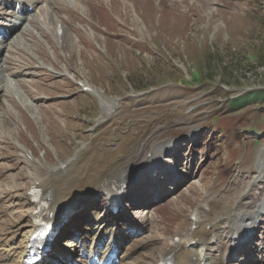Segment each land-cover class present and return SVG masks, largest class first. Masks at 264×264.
I'll return each mask as SVG.
<instances>
[{"label": "rangeland", "instance_id": "rangeland-1", "mask_svg": "<svg viewBox=\"0 0 264 264\" xmlns=\"http://www.w3.org/2000/svg\"><path fill=\"white\" fill-rule=\"evenodd\" d=\"M154 1L157 0H150L151 3L137 0L135 7H130L132 14L118 1H113L109 10L106 8L108 17L100 12L104 9L102 6L92 10L99 22L102 19L105 28L119 33L121 39L106 38L103 33L97 34V30H79L80 19L73 17L76 35L67 32L64 36L74 42L68 41L64 46L62 41L56 45L50 36L47 42L35 36L33 42L30 38L33 34L29 32L38 24L32 26L31 23L30 31L23 35L25 48L17 47L20 52L17 59L21 57V63L33 66L34 62L43 65L44 76H20V81L27 80L25 84H18L20 98L3 96L10 102L7 104L8 127L17 123L11 107L18 111V116L23 117L25 111L35 116L37 128L30 129L21 138L34 148L40 162L34 161L46 163V170L57 169L56 166L100 135L106 126H98L105 113L101 100L109 104L118 99L121 111L126 114L118 118L117 124L135 125L141 120L153 124L126 168L125 183L131 185L136 181V184L134 191L132 187L127 189L129 193L120 205L123 209L117 213L133 218L132 229L138 234L141 231L135 226L144 224L141 230L146 236L139 241L140 235L117 234L111 228L119 238L114 241L126 250L120 257L127 258L125 264H132V256H137L135 247L147 239L152 241L158 234L155 243L159 246H155V250L151 245L143 247L146 256L142 254L136 262L152 264L150 260L155 251L168 242L172 233H180L185 221L187 229L189 218L201 214L214 201L219 207H229L245 189L252 193L251 197L242 199L246 208L253 202L252 197L264 199V194L259 192V182L254 180L253 167L256 151L257 155L263 154L261 116H264V105L252 102L236 109L225 107L228 100L264 90V0H221L223 8L217 11L208 7L214 0L196 1L193 9L189 4L187 8L170 5L164 20L153 8ZM9 12L12 13H3ZM137 14L148 15L146 26L132 24L131 17L136 22ZM65 47V50L60 49ZM96 48L109 54L103 57ZM68 65L72 69L68 70ZM52 68L60 73L61 70L73 72L80 80L92 84L90 86L100 95L80 92V86L69 79L80 95L75 94L73 84L49 73L53 72ZM192 77L194 81L199 78V82H192ZM138 94L146 96L140 106L133 97ZM43 96L47 99L41 100ZM23 97L27 101L21 99ZM34 97L40 98L37 105ZM8 127L5 125L1 130L6 133ZM10 131V136L15 137L13 128L10 127ZM21 146L26 149L23 143L19 148ZM13 148L17 151L8 143L0 142V234H7L8 222L12 224L11 235L7 234L11 237L26 227L27 213L20 203H15L14 195L28 185L24 162L15 144ZM38 172L40 175L41 170ZM169 172H175L172 182L163 177ZM88 191L69 200L88 203L64 228L72 236L80 232L79 238L84 237L86 223L92 215H104V197ZM139 218H144L140 219L141 223ZM114 222L116 229L121 228L122 218ZM258 223L257 220V227ZM261 226L264 227V223ZM150 228L157 230L152 234ZM82 229L85 230L81 232ZM253 229L247 228L248 231ZM62 230L63 227L58 237ZM62 236L67 243L68 235ZM249 243L247 239L240 246L249 249Z\"/></svg>", "mask_w": 264, "mask_h": 264}, {"label": "bare ground", "instance_id": "bare-ground-1", "mask_svg": "<svg viewBox=\"0 0 264 264\" xmlns=\"http://www.w3.org/2000/svg\"><path fill=\"white\" fill-rule=\"evenodd\" d=\"M10 1L11 0H0L4 5ZM16 1L22 5L28 4L33 6L36 8V12L28 21V24L23 25L21 23V27H14L10 24L12 18H18L13 12L0 14V19L2 20L0 24L3 25V27L9 25L7 30L10 32V37L7 39V42L6 40H3L0 43V52L6 50L5 56L0 58V97L8 95L9 98L14 96L20 98L22 93L19 91L18 84H25L27 81L26 79L20 81V76H23L24 78L25 76L32 78L44 76L42 75L44 70L42 68L44 67L43 65L33 66L21 63V57L20 59H17V56H20L19 50L25 48L23 35L30 31V24L32 23V26L38 24L37 27H32L36 30V35L33 31L29 32L33 34L30 36L33 42L35 41V36L47 38V34H41V32L45 33V30L53 37L54 34L57 35L56 29H58V27L57 25L53 26L54 18L48 12V9L42 5L40 0ZM80 4L81 0H74L68 2L66 6L69 9H74L78 13L85 14V10ZM36 19H40L39 23ZM16 31L20 32L15 34ZM40 55L41 54L38 56L41 57ZM23 69H30V71L22 73ZM52 70L53 72L49 71V73H54L55 75H60L62 77L67 76L64 71H61L60 73L54 71L53 68ZM34 71L38 73H34ZM4 73H7L9 76L8 79ZM84 85L91 87L89 84ZM91 89L95 94H98V92L92 87ZM21 99L27 101L26 97ZM38 100H40L39 97H34V103L36 105ZM7 103L9 104L10 102ZM21 104L25 106L22 101ZM119 105L117 99L110 101L109 104L101 100L100 106L105 113L102 115L99 125L106 126L100 135L94 137L89 144H85L79 148L70 159L63 162V165H65L64 168H47L44 177H42L43 175L40 176L38 171L45 167L41 163L39 164L26 156V149L21 146L20 150L23 152L25 168L28 171L30 181L28 182V186L21 193H18L13 197L16 204L20 203L23 206L25 213L28 211V219L26 229L23 232L18 233L16 237L9 236L12 233V224L10 225V223L7 222L5 225L7 227L6 232L9 235L0 234V264H20L21 262L28 238L36 228L32 216L34 210L37 209V204L33 203L30 199L34 188L41 189L42 192L47 193L50 198L49 214L47 216L49 222L58 219L59 214L57 209L59 206L84 191L92 190L96 193L103 194L107 200V205H109L111 201L110 199L113 195L120 194L121 190L124 193L127 192L125 189L127 186L124 188V185L126 184V168L132 159V155L135 154L134 152L137 149H139L141 141H143L144 137L147 135V131L152 128L153 124H148L147 120H141V122L139 121L135 125H127L125 123L124 125L117 124L119 123L118 118L126 114L121 111ZM8 115V105H6L2 114L0 113V122L3 126L6 125L8 127L9 125V120L7 119ZM8 128L9 130L6 132L7 136L16 142L15 137L13 135L10 136V127ZM257 160H260V163L264 161L262 153L257 155L256 161ZM244 191L239 197L233 200L229 207H219L218 202L214 201L210 204L208 211H202L201 214L197 216L195 215L194 218L189 219V223L195 225V227L188 229L187 233L179 234L180 238L178 241H175L171 236L163 247L155 251L154 257L150 260L151 263L156 264L159 258L161 259L164 255H171L172 262L175 264H200L202 262L204 264H219V259L213 253L198 248L200 246L196 248L191 246L190 239L194 240L196 237L201 236L207 240L215 239L216 242H221L224 239V236L215 233L214 230L216 224L223 220L224 223L227 224L228 232L237 235V238L239 239L244 238V234L248 232V227H251L252 229L256 228L261 205H258L255 208V212L239 211L241 209L238 210L237 208V203L246 193ZM119 199H121V197ZM106 221V216H102L101 214L98 215L97 213L96 215H92L91 219L86 223L84 237H68L69 240L67 243H64V246L66 244H73L74 246L81 247L83 250H87L97 242L96 245H103L104 249H107L110 240L112 238L116 240V237L111 229L109 231V236L105 239L109 226L114 224L110 219L107 222ZM181 226L183 225L181 224ZM162 235L164 236V234ZM187 235H189L190 239L186 237ZM62 260L67 261V258L64 257ZM126 260L127 258L120 259L121 264H125Z\"/></svg>", "mask_w": 264, "mask_h": 264}, {"label": "trees", "instance_id": "trees-1", "mask_svg": "<svg viewBox=\"0 0 264 264\" xmlns=\"http://www.w3.org/2000/svg\"><path fill=\"white\" fill-rule=\"evenodd\" d=\"M199 80H200L199 78L196 79L197 82H199ZM253 101L264 102V90L250 92V95H247V96L244 95L235 100H230L227 102V107L234 109V108L245 106L248 103L253 102Z\"/></svg>", "mask_w": 264, "mask_h": 264}]
</instances>
